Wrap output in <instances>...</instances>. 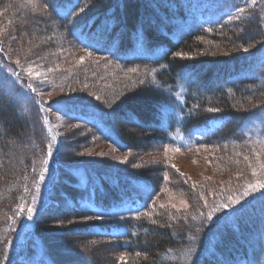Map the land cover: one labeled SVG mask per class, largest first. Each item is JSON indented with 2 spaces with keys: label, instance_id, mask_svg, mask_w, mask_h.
I'll use <instances>...</instances> for the list:
<instances>
[{
  "label": "trees",
  "instance_id": "trees-1",
  "mask_svg": "<svg viewBox=\"0 0 264 264\" xmlns=\"http://www.w3.org/2000/svg\"><path fill=\"white\" fill-rule=\"evenodd\" d=\"M14 1L0 0V8H8L13 14L9 18L10 21L2 22L0 28L6 43L13 45L10 46L12 50L15 49L18 55H28L29 58L32 56L35 59L46 52L40 47L42 41L38 36L42 32L39 30L47 22V15L48 20L51 19L54 23H65L74 4L80 0H52L49 4L38 0L42 4V11L41 16H36L35 20L26 17L22 19L20 12L13 8L21 0H16L15 6ZM90 1L101 8L103 14L93 18L91 16L90 21L82 22L80 33L92 32L94 37L97 34L98 38H102L101 47L105 55L109 54L124 66H142L148 62L143 59H128L132 47H139L141 50L165 47L169 48V51L161 55L156 62L148 64L160 70L158 75H155L156 83L140 86L126 98L106 106L73 99L53 106L54 109H75L77 104L84 108L87 118H96V121L112 126L115 142L94 124H82L90 131L87 137L78 141L84 144V149L89 148V145L84 143L87 139L114 146L124 152H150L152 141L157 142L155 147L166 145V135L160 129L159 121L162 108L176 102L174 95L165 92L166 80L175 77L183 82L187 89L180 110L183 113L182 131L188 133L202 129L212 121L219 124L213 134L218 139L210 145L208 144L212 141H204L202 145L232 149L241 143L238 137L247 136L244 132L245 126H254L255 129L260 124L264 116V66L261 69L263 78L253 76V70L257 64L256 57L264 49L263 17L258 10L262 9L261 5H255L253 10L244 7L243 15H235L227 22L212 23L205 27L194 26L187 33H176L177 28L183 27L186 19L195 16L191 7L199 0ZM227 5L235 9L236 0H230ZM69 6V13L65 15L64 11ZM224 7L220 4L210 13L217 14ZM185 8L190 9L184 11ZM32 28L38 30V36H34ZM247 28H253L252 36L247 37L245 34ZM71 32L70 29V34ZM17 36L18 42L14 44L12 40ZM172 36H177L175 42ZM71 38L75 41L77 34L72 32ZM77 41L75 44L78 45L79 36ZM236 49L237 54L230 57L216 54L217 51L230 53ZM2 52L11 59L5 48ZM11 76L0 65V102L3 99H15L18 103L17 112L23 119L21 120L13 110L0 109V264L6 263L5 245L14 235L13 222L16 221L15 213L21 200L25 199V203H31L33 199L32 189L30 190L33 182L32 167L48 151L49 135L44 115H47L49 120L56 113L54 110L49 111L45 102L38 100L28 88L22 89ZM216 82L219 86L215 85ZM125 114L128 116L126 123L121 121ZM65 115L61 116L67 119L66 122L76 125L75 120ZM255 116L259 117V121L251 122V118ZM27 121L31 123V135L26 132ZM263 132L264 129L260 130L259 134ZM67 143L69 142L59 136L57 157L59 152L69 145ZM70 146L68 158L74 164L64 166L59 183L56 176L61 168L58 165L54 181L47 193L48 197L55 193L62 200L60 207H65L56 211V214L63 217L59 216L41 225H60L66 222L67 231L83 236L90 243L99 240L100 231L119 229L120 237H110V241H118L124 250L140 257L127 264H238L240 261L245 264H259L262 258L259 246L264 235V194L249 204L242 205L232 215L224 217L219 226L222 233H218L219 227L214 231L215 242L210 248L211 238L205 243L203 227L194 233L191 224L196 217L192 222L187 221L191 219L192 211H197L195 201L192 200L187 213L164 212L159 218H153L152 223L145 218L126 219L143 208L128 213L114 212L132 198L128 181L115 171L99 167L101 162L90 168L86 163L75 162L72 152L77 148L74 145L70 150ZM221 159H224V156H221ZM222 166L231 171L236 169L226 160ZM109 182L114 184L109 185ZM124 182L126 187L122 186ZM173 185L183 189L178 182ZM8 189L9 192L6 191ZM250 216L252 222L248 224ZM91 219L99 222H88ZM35 224H40L38 217ZM63 233L64 228L47 232L46 235L50 238L44 237L46 240L42 243L43 256L50 264H77L68 262L71 259L70 254L62 255L61 248H51L56 246L51 237L62 239ZM67 245L69 247L73 243ZM32 256L17 259L14 264H35L31 262ZM109 261L112 264L110 257Z\"/></svg>",
  "mask_w": 264,
  "mask_h": 264
},
{
  "label": "rangeland",
  "instance_id": "rangeland-1",
  "mask_svg": "<svg viewBox=\"0 0 264 264\" xmlns=\"http://www.w3.org/2000/svg\"><path fill=\"white\" fill-rule=\"evenodd\" d=\"M43 1L45 4H49L52 0ZM41 5L38 0H21L13 8L20 12L22 19L26 17L35 20L36 16H41ZM255 5H264V0H236V13L231 18L235 15H243L245 13L244 7L253 10ZM70 7L64 11L65 15H68ZM260 9L258 10L260 11ZM101 14H103L102 9L98 8L95 3L90 0H80L79 3L74 4L65 23H54L51 19L49 22L47 15V22L39 30L42 31L40 36L36 34L37 29H31L35 34L34 36L41 39L40 47L46 50L45 55L42 54L35 59L32 56L29 58L28 55H18L14 51L15 49L12 50L10 46L13 45L6 43L0 28V65L8 71L10 76L12 74L11 77L18 82L22 89H29L37 94L40 101L45 102L49 111L55 110L53 106L56 103H63L70 99L92 101L102 106L110 105L126 98L137 91L140 86L156 83L155 75H158L160 71L156 67H151L148 64L124 66L109 54L100 53L105 51L101 47L103 39L98 38L97 34H95L96 38L92 32L80 34L81 40L78 45L75 44L71 38L74 29L78 32V27L82 22L90 21L91 16L93 18ZM11 15L13 14L8 8H0V27L3 25V21L9 20ZM262 16L264 18L263 11ZM70 29L72 30L71 34ZM253 32V28H247L245 34L249 37L252 36ZM17 38L18 36L12 40L14 44L18 42L16 41ZM3 48L8 51L11 59L2 52ZM107 53L111 52L107 51ZM133 53L142 56L141 50L137 48L134 49ZM261 53L264 57V49ZM216 54L230 57L237 54V49L230 53L217 51ZM30 59L33 61L29 62ZM35 60L37 62L34 63ZM261 62H259L260 65L256 64V68L253 70L255 77L263 78L261 69L264 63L261 65ZM29 69H31V74H29ZM70 82L72 84H69ZM215 85L219 86L217 82ZM165 92L176 97L173 106L181 110L184 96L187 93L184 83L176 77L166 80ZM16 108H18V103L15 99L9 101L3 99L0 102L2 111L13 110L20 118ZM127 117L125 114L121 117V121L126 123ZM60 118L59 115L54 117L57 128L55 132L57 136L61 135L66 142H69L67 144L71 145L70 150L74 145L76 146L77 149L72 152V159L75 162L86 163L89 168L101 162L99 167L119 173L128 181L129 187L135 194L141 196L144 202L143 208L137 214L126 219L145 218L149 223H152L153 218H159L164 215V212L187 213L193 200L197 203V211L193 210L191 219L187 221L192 222L196 217L191 224L194 233L203 227L205 243L208 238H211L209 245L212 248L215 242L213 233L222 224L224 217L232 215L242 205L249 204L253 199H258L264 194V188L260 187L261 184H264V132L259 134V131L264 129V116L255 129L253 126L252 132L245 126L244 132L247 136L238 137L241 143L229 150L202 145L204 141H212L208 144L210 145L215 139H218V137L213 136V131L219 127V124H214L212 121L206 128L197 132L172 134L173 144L171 145L155 147L157 142L152 141L150 142V152H124L114 146L96 143L95 140L91 141L90 139L84 142L89 145L86 150L83 147L84 144L78 141L87 137L90 131L82 124L70 125ZM152 119H154V115H152ZM258 121V116L251 118V122ZM30 124L29 121L25 123L28 135L32 133ZM104 128V131L109 133V127ZM48 135L47 145L51 143L52 155L48 157L47 151L32 167L33 182L32 186L30 185V190L32 189L35 200L32 199L31 203H25V199H22L16 210L15 216H18L20 226L6 248L7 257L4 264H14L16 259H23L30 255H33L35 264L38 262L50 264L43 256L42 243L46 240L44 237L50 238L46 235L47 232L63 228L62 239H52L53 236L51 237L53 244L56 245L51 246V248L53 250L61 248L62 255L70 254L71 259L68 260L70 263L111 264L110 257L112 264H127L136 258H140L124 250L118 241H110V238L100 237L98 241L90 243L83 236H78L70 230L67 231L65 227L68 224L66 222L60 225H41L59 216L63 217V215L56 214V211L65 207L64 205L60 207L62 200L55 193L52 197H48L46 192L51 186V181H54L58 165L61 168L56 176L59 183L60 177L63 176L64 166L74 164L68 158L69 145L59 152L57 157L58 152L53 140L55 134L52 136L48 132ZM205 135L210 138H200ZM221 156H224V159H221ZM46 158L48 162L44 164ZM225 160L235 166L236 169L231 171L223 168L222 165ZM41 174H43V179H41ZM174 182L180 183L183 189L175 187ZM142 183H147L151 192H147L138 186ZM112 184L114 182H109V185ZM122 186L126 187L127 184L124 182ZM6 191L9 192V189ZM229 198L238 200L239 203L230 204ZM225 204H228V207H224ZM29 207L34 209L31 219H29L27 212ZM39 209H41L40 213H38ZM209 216L212 219L209 220ZM36 217H38L39 225H36L35 220H33ZM88 222L97 223L99 221L91 219ZM251 222L252 216H250L248 224ZM218 233H222L220 227ZM70 242L73 245L68 247L67 244ZM259 248H262L261 261H264V236ZM238 264L245 263L241 261Z\"/></svg>",
  "mask_w": 264,
  "mask_h": 264
},
{
  "label": "snow or ice",
  "instance_id": "snow-or-ice-1",
  "mask_svg": "<svg viewBox=\"0 0 264 264\" xmlns=\"http://www.w3.org/2000/svg\"><path fill=\"white\" fill-rule=\"evenodd\" d=\"M242 11V10H241ZM29 74H31V69H29ZM209 111H214V109H209ZM53 140H55V137H53ZM177 151H178V149H177ZM51 155H52V151H51V143L48 145V152H47V156L48 157H51ZM47 158L44 160V164H47ZM41 179H43V174H41ZM165 179H167V176H165ZM260 187H262V188H264V184H261L260 185ZM245 195H247V192H245ZM33 199L35 200V197H33ZM183 203V202H182ZM229 203L230 204H236V203H239V201L238 200H235V199H232V198H229ZM224 207H228V204H225L224 205ZM34 211V209L33 208H31V207H29L28 209H27V212H28V214H29V219H31L32 218V212ZM214 211H215V209H214ZM208 219L210 220V219H212V217L211 216H209L208 217Z\"/></svg>",
  "mask_w": 264,
  "mask_h": 264
}]
</instances>
